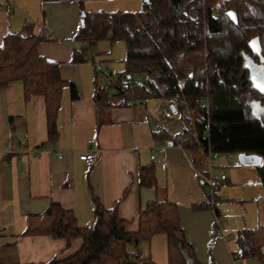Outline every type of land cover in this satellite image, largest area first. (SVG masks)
I'll list each match as a JSON object with an SVG mask.
<instances>
[{"label":"crops","instance_id":"0c3cea01","mask_svg":"<svg viewBox=\"0 0 264 264\" xmlns=\"http://www.w3.org/2000/svg\"><path fill=\"white\" fill-rule=\"evenodd\" d=\"M141 4L139 0H0V41L8 33H26L28 27L33 33L42 30L38 53L59 62L61 77L71 81L77 92V97L71 98L68 87L63 89L57 136L48 141L44 97L35 95L26 100L20 80L0 88V264L41 263L76 252L82 244L80 238L68 241L47 234H25L27 216L54 202L72 211L79 226H88L93 216L89 188L105 207L121 199L128 188L118 203V215L125 220L128 232L138 229L137 214L147 202L167 199L179 205L182 227L202 263L264 264L257 257H240L237 242L239 229L264 226V188L258 170L256 174L253 169L239 167L232 155L211 159L203 149L191 153L171 141L158 153L157 145L167 141L153 138L157 121L173 135L184 127L171 130V125L178 126L175 114L165 117L162 110L158 113L154 108L158 104L148 99H140L143 104L115 105L111 108L112 122L96 124L92 96L100 80L92 63L108 61L112 72L122 68L110 63L116 47L109 39L89 41L88 47L96 55L83 58V40L76 37L82 13L118 11L123 5L135 6L127 10H138ZM75 53L81 54L82 60L70 62ZM118 59L122 64L124 57ZM90 146L95 148L96 157L87 166L79 155ZM151 161L158 188L139 187L138 166ZM217 167L224 168L226 179L220 178ZM210 174L220 184L221 199L242 204L234 211L240 218L230 226L225 224L227 214L220 200L216 203L220 216L213 208L192 207L213 193L201 179ZM239 174H255L256 183L239 182ZM144 242L138 246L140 253L156 264H168L164 234H154Z\"/></svg>","mask_w":264,"mask_h":264},{"label":"trees","instance_id":"16d2710c","mask_svg":"<svg viewBox=\"0 0 264 264\" xmlns=\"http://www.w3.org/2000/svg\"><path fill=\"white\" fill-rule=\"evenodd\" d=\"M141 1L138 10L82 13L77 38L121 40L125 44L124 69L111 72V81L104 88L94 87L97 126L110 124L111 108L128 104L130 96L157 98L175 106L174 114L184 129L174 135L185 138L183 148L191 153L200 148L208 154L260 155L262 162L256 168L264 186V104L260 111L254 110L253 100L260 94L243 57L251 49L249 40L258 38L264 72V0ZM230 9L237 15L236 22L227 14ZM25 31L8 33L0 41V88L20 80L26 100L35 95L44 97L48 141H52L57 136L63 89L68 87L71 98H76L77 92L71 81L61 77L60 63L38 53L43 31L33 33L29 27ZM80 60L82 55L75 53L70 62ZM152 135L157 141L175 142L173 133L164 127L154 129ZM206 178L202 177V182L206 183ZM137 179L139 187L158 188L154 162L139 164ZM219 187L218 183L211 187L213 193L205 201L194 202L193 209L213 208L220 216L216 209ZM89 191L90 225L79 226L72 211L51 202L42 212L27 216L24 231L68 241L80 238L79 249L65 258L25 264H156L138 250L139 244L154 234L166 237L168 264H215L198 259L182 227L178 204L167 199L147 202L138 211V229L128 232L125 220L118 215L121 199L105 207ZM237 242L240 257H257L264 263V226L239 229Z\"/></svg>","mask_w":264,"mask_h":264},{"label":"rangeland","instance_id":"374dc122","mask_svg":"<svg viewBox=\"0 0 264 264\" xmlns=\"http://www.w3.org/2000/svg\"><path fill=\"white\" fill-rule=\"evenodd\" d=\"M139 1L142 3L141 0H139ZM123 6H124V7H122V8H124L123 10L132 9V8L135 7V6L133 7V5H123ZM191 13H192L193 16H196L195 15V12L193 10L191 11ZM114 46L116 48L114 50L113 56L110 57V60H112L110 63L112 65V67L114 65H116L117 68H122L121 70H123L124 69V63L122 62V64H121L120 61H119L120 59H118V58L125 57V44H124L123 41L120 40V41L114 42ZM105 62H108V61H102L101 67L104 66V63ZM250 64H251V66L254 65L252 62H250ZM109 66H110V64H109ZM250 68H251V70H250L251 77L254 78L253 73H255L257 75V72L259 74V76L257 75V77L259 79H261V78L264 77L263 68L260 65L259 66H255V69H254V67L253 68L250 67ZM117 71H120V70L118 69ZM98 79L101 81V77L98 76ZM133 79H136V78L133 77ZM148 101H149V103L158 104V105L154 106V108H156V110L158 111V113H161V109L159 107V104H162V105H165V106L168 105L166 102L161 101V100H158L157 98H149ZM175 121L178 123V126L177 125H171V130H176L177 131V130H180L182 127H184V125H183V123L180 120V118H179L178 115H175ZM221 155H223L221 157V159H223L224 156H227L229 154L222 153ZM232 157H233L234 163L238 164L239 167H247L249 169H253L255 171V173L257 174V172H256L257 171L256 165H243V164H241L239 162V159H238V154H232ZM232 165H234V164H230V166H232ZM229 168L230 167L227 168V171L229 170ZM237 180H239V182H245V181L250 180L249 181L251 183L250 185H253L252 183H256L255 174H254V177L252 175H249V174L246 175V176H244V174H239V176L237 177ZM241 187H244V186L241 185ZM222 188L219 190V192L222 191ZM263 188H264V186H263ZM220 197H221V194H220ZM225 199L226 200H224L223 198L222 199L220 198V204L222 203V205H223L222 207L224 208V212L227 214V217H226L227 218V221H225V224H226V226H230V223H233L234 221H236L237 219L240 218V216L239 215H236V213H234V211L238 210L237 209L238 207H236V206H238V205L242 206V204H238V203L231 204V203L235 202L233 199H229V198H225ZM223 203H226V204L228 203L227 204L228 206L226 204H223ZM229 208H230V211L228 212L227 209H229ZM245 208H247V206H245ZM231 211H233V212H231ZM230 212L232 213V215H230ZM241 217H242V215H241ZM233 237L235 238V235L234 234H233ZM144 243H146V242H144ZM143 245H144V247H146V244H143Z\"/></svg>","mask_w":264,"mask_h":264},{"label":"built area","instance_id":"2783aa9c","mask_svg":"<svg viewBox=\"0 0 264 264\" xmlns=\"http://www.w3.org/2000/svg\"><path fill=\"white\" fill-rule=\"evenodd\" d=\"M193 11L195 12V15H196V11L193 9ZM88 43L89 41L88 40H83V46H84V49H83V58L85 60L88 59V56L89 57H94L96 55V53L92 52L89 47H88ZM93 65V68L94 70L96 71L97 75L99 77H101V81L98 83V87L99 88H104L110 81V76H111V69H110V66H109V63L108 62H105L104 63V66L101 67V64L100 62L96 61V62H93L92 63ZM202 102L203 103H206V100L203 98L202 99ZM127 103L129 104H143L144 102H140V99L138 98H135V97H128L127 98ZM160 108L164 114L165 117L167 118H173L174 117V112L172 110V108L168 105H162L160 104ZM156 128L159 129V128H163V124L161 123V121H157L156 123ZM174 139H175V142L178 143L179 145L182 146V142L185 141V138L182 136V135H173ZM169 141L167 142H162V143H159L156 147V151L159 153L163 150V148L168 145ZM220 153L217 152V151H210L209 152V155H210V158H216L218 157ZM95 157H96V151H95V148L93 146H90L87 150H85L83 153H81L79 155V158L87 165V166H90L92 165L93 161L95 160ZM213 167L211 166V169ZM218 169V172H219V175H220V178L221 179H226V174H225V171H224V168L223 167H217ZM211 173V172H210ZM217 183L216 179L212 176V174H210L209 176H207L206 178V184L208 187H213L215 186ZM220 234H222V232H220Z\"/></svg>","mask_w":264,"mask_h":264},{"label":"water","instance_id":"95a60500","mask_svg":"<svg viewBox=\"0 0 264 264\" xmlns=\"http://www.w3.org/2000/svg\"><path fill=\"white\" fill-rule=\"evenodd\" d=\"M227 14L234 22L237 21V15L234 10L232 9L228 10ZM249 46L251 50L254 52V54H257L259 57L262 56L261 44L258 38H251L249 40ZM259 65L263 67V62H261ZM171 108L174 113L177 112L174 105H171ZM238 159H239V162L243 165H259L262 162V157L257 154L239 153Z\"/></svg>","mask_w":264,"mask_h":264},{"label":"flooded vegetation","instance_id":"af4514ba","mask_svg":"<svg viewBox=\"0 0 264 264\" xmlns=\"http://www.w3.org/2000/svg\"><path fill=\"white\" fill-rule=\"evenodd\" d=\"M244 61H245V68H247L249 71L251 70L250 67L259 66V64L262 62L260 57L257 54H254V52L250 49V51H245L243 53ZM250 62H252L254 65L251 66ZM249 63V64H248ZM257 75L259 76L258 72ZM255 73H253L254 81L253 85L256 88L257 92L260 94L257 98L253 100V103L255 104L254 110L260 111L261 105L264 104V77L259 79ZM257 83V84H256Z\"/></svg>","mask_w":264,"mask_h":264}]
</instances>
